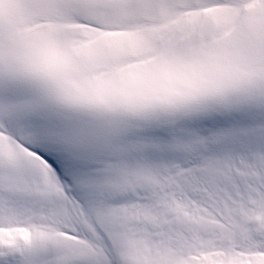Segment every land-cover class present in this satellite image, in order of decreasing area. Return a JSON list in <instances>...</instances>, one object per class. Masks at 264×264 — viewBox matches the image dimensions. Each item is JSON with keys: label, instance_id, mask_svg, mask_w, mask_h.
Segmentation results:
<instances>
[{"label": "snow or ice", "instance_id": "obj_1", "mask_svg": "<svg viewBox=\"0 0 264 264\" xmlns=\"http://www.w3.org/2000/svg\"><path fill=\"white\" fill-rule=\"evenodd\" d=\"M0 264H264V0H0Z\"/></svg>", "mask_w": 264, "mask_h": 264}]
</instances>
